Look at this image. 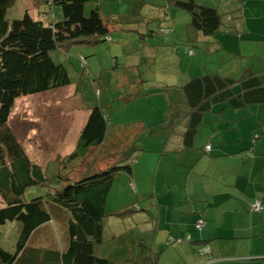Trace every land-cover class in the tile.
Listing matches in <instances>:
<instances>
[{"label": "trees", "instance_id": "1", "mask_svg": "<svg viewBox=\"0 0 264 264\" xmlns=\"http://www.w3.org/2000/svg\"><path fill=\"white\" fill-rule=\"evenodd\" d=\"M16 1L0 0V196L3 202L0 206V225L18 220L21 228L14 251L4 248L0 243V264H116L117 261L120 264H158L162 249H159L160 252L154 251L153 246L139 237L125 243L121 240L120 244L125 252L115 259L111 258V253L106 256L99 249L107 241L117 239L116 234L106 228L110 216L123 219L132 216L135 219V213L145 212L148 215L149 210L142 203V198H138V188L133 179L135 159L139 153L144 152L167 153L164 147V129L170 126L169 134L176 131V119L179 117L175 115L185 117L186 129L183 135L185 140L191 141L200 129L214 131L215 127H208L205 123L209 112L219 114L229 107H243L246 105L245 100L248 103L264 101L263 83L249 70L239 78L207 72L202 75L193 73L187 79L171 84L163 82L159 90L155 88L152 92L166 94L175 91L179 92V96L166 99L170 120L161 115V119L154 124L143 121L142 118L148 117L145 114L138 121L111 128L102 106H95L91 108L82 127L76 149L64 157L59 155V158H64L60 161L61 165H67L68 170L71 167L70 170H61L54 176L48 175L44 166L32 161L11 129V114L15 102L23 96L71 84L66 66L62 62H56L52 53L61 48L69 49L77 43L95 44L112 40L114 27L118 22H113L103 12L100 0H39L37 4L40 17L32 16L27 8L23 17L8 18V11ZM167 1L181 8L190 17L191 29L187 32L186 28L180 27L181 31H186L187 37L183 41L174 42L173 48L178 55L181 57L184 53L193 57L200 54L202 57L203 54L206 57L218 53L219 49L213 48L212 44L208 49L198 44L195 32H202L206 37L214 36L217 31L228 27L225 23L226 14L217 7L198 0ZM42 2L46 3L50 11L41 9ZM91 3L95 5L86 13V5ZM55 6L62 10L58 20L54 16ZM131 6L128 13L135 4L132 3ZM139 14L141 13L132 14V17L134 16L135 21H144L140 20L142 17ZM151 22H156L158 28L150 29L149 22L145 20L141 27V24L137 26L136 31L142 37L148 34L151 38L157 37L159 41L170 37L173 29L164 26L161 20ZM162 33L167 34V37H163ZM148 41L152 42L151 39ZM82 58L86 59L84 56ZM143 82L138 83L141 88L124 98L127 104L150 96L148 90L142 89ZM140 107L139 113H143ZM167 121L171 122L167 124ZM151 141L163 148H151ZM210 147L209 144L205 148L208 150ZM95 150H98L100 156L91 158L87 167L82 169L81 166L77 173L76 163H83L89 153ZM118 175L127 179L128 188L130 187L135 200L130 201L131 204L125 208H118L116 211L113 209V212L108 213L107 205L112 202L119 204V197L116 199L113 195V185L119 179L117 177L115 182L114 180ZM34 185H47L51 188L47 194L26 199L27 189ZM117 189L122 190L120 186ZM113 197L112 201L110 198ZM45 202L58 204L66 210L69 241L64 249L56 248L53 244L56 237L47 243H40L37 238L46 230L55 233V228L49 225L53 217ZM256 203L262 208L256 209ZM251 210L260 214L264 223V199H256ZM204 225L205 221L199 218L195 222V229L201 231ZM262 238L264 244V229ZM182 241L196 243L195 250L200 258L198 264H214L216 261L207 240H196L190 234L183 237L169 236L164 248ZM261 258L264 259V251Z\"/></svg>", "mask_w": 264, "mask_h": 264}, {"label": "crops", "instance_id": "2", "mask_svg": "<svg viewBox=\"0 0 264 264\" xmlns=\"http://www.w3.org/2000/svg\"><path fill=\"white\" fill-rule=\"evenodd\" d=\"M198 1L207 2L226 14L228 27L211 37L195 32L196 42L204 49L211 44L219 49L216 60L211 54L206 57L202 54L198 66L201 65L203 70L196 67V74L212 72L239 78L249 70L264 85V0ZM147 4L151 7L140 12V20H167L164 26L173 29L170 37L154 46L157 51L151 55L158 62L160 53L165 51L166 56L177 63L180 56L173 46L174 42L187 37L186 31H181L180 27L186 28L187 32L191 29L189 15L167 0ZM173 12H177L182 20H175L171 16ZM236 16L239 17L235 20ZM162 34L167 37V34ZM166 56L164 54L162 58ZM170 63L160 62V69L165 71V83L188 78L190 63L175 64L176 71L168 73L171 67L167 65ZM163 102L160 99V104ZM244 102L246 105L243 107H229L219 114L209 112L205 123L208 127H215L214 131L200 129L191 141L185 140L183 135L185 117L175 115L179 117L176 119V131L169 134L171 127L166 126V143H161L167 153L144 152L135 159L133 179L138 188V198H142L149 212L148 215L142 212L144 215L132 222L144 230L153 231L150 237L144 233L139 238L153 246L156 252L162 249L158 264L200 263L196 243L182 241L164 248L169 236L183 237L186 234L196 240H207L216 258L214 264H264L261 258L264 223L260 214L251 210L256 199H264V101ZM142 109L144 117L148 112L149 122H146V117L142 118L145 123L159 121L153 113L157 111L155 108L144 111L143 106L140 107ZM168 115L166 108L163 117L170 120ZM209 144L211 147L207 150L205 147ZM152 145L151 148L156 150L163 148ZM123 180L117 181L118 186L127 185L125 177ZM129 191L130 195L127 192L124 198L126 203L134 199L131 189ZM199 218L205 221L201 231L195 229Z\"/></svg>", "mask_w": 264, "mask_h": 264}, {"label": "rangeland", "instance_id": "3", "mask_svg": "<svg viewBox=\"0 0 264 264\" xmlns=\"http://www.w3.org/2000/svg\"><path fill=\"white\" fill-rule=\"evenodd\" d=\"M38 1L17 0L15 5L8 11V18L23 17L27 8L32 16L40 17ZM100 1L103 12L113 22H118L114 27L115 32L113 33L112 40H105L95 44L77 43L69 49L61 48L59 51L53 52L52 56L54 60L56 62H62L66 66L71 84L39 94L20 97L16 100L11 114V129L13 133L32 161L44 166L48 175L54 176L61 170H68L67 165H61L60 161L64 158H59V155L64 157V155H68L76 149L82 127L87 121L91 108L102 106L108 116V123L111 128L140 120L143 113H139V106L136 104H139L141 107L144 106L145 111L155 108L157 111L153 113L157 116L156 119L159 118L160 120L161 115H164L165 109L167 108L166 99L169 97L175 99V96L179 93L177 92L175 94L173 91L166 94L164 92L159 93L158 91L152 92L155 88L159 90L161 87L159 82L166 80L165 71L160 69V62L164 60L165 63L171 62L167 65V67H171L168 73L175 72L176 65L180 63L186 65L188 62L190 63L188 70L190 74L197 72L196 64H199L200 54L190 57L183 53L176 63L175 59L171 61L166 56L165 51H162L158 62H156L154 56L151 54H154L157 50H155L156 48L152 44H159L160 41L157 37L151 38L148 34L142 37L136 31L137 26L139 24L143 25L145 21H135L132 14H138V12L150 9L151 6L147 3H155L159 0ZM132 3L135 6L128 13ZM94 5L95 3L86 5V13H89ZM40 7L44 10L48 9L44 2L41 3ZM54 10V16L58 20L62 12L61 7L55 6ZM48 11L50 10L48 9ZM176 13L173 12L171 16L177 21L182 20ZM167 22L166 20L161 23L164 25ZM148 26L150 29L152 27L154 29L158 28L156 22H149ZM148 39L152 40V44ZM165 49L161 48V50ZM164 54L166 57L162 58ZM211 55L214 60L218 59L216 53ZM83 56L86 58L85 60H83ZM115 63H118L117 66H115ZM193 66L194 68L192 69L191 67ZM198 70H203V67L199 65ZM148 80L152 82L149 83ZM139 82H143L144 88L142 89L148 90L150 96L143 98L144 100H140L139 98L127 104L124 98L128 94L138 90V88H141L138 86ZM156 84L158 85L156 86ZM146 90L145 92H147ZM160 99L161 101L162 99L164 100L163 104H160ZM145 114L147 115L148 112ZM146 122H149L148 118ZM152 144L154 143L151 141L150 145L154 146ZM89 154L83 163H76L77 173H79L81 166H83L82 169L87 167L86 164L91 158L100 156L98 150L91 151ZM117 177L119 180L124 181V176L118 175L114 182L117 180ZM117 187L118 184L115 183L113 185V195L117 197L116 199L119 197V204L112 202L107 205L106 210L108 213L113 212V209L116 211L118 208H125L131 204L130 199L127 203L123 201L127 192L130 195L128 184H121V191ZM50 188L47 185L31 186L27 189L25 198L31 199L47 194ZM114 197L110 199L113 201ZM132 200H135V198ZM148 200L150 199L148 198ZM50 203L52 202H45L46 208L51 212L53 217L49 225L55 228V233H49L46 230L42 235L37 236V238L41 241L40 243H47L56 237L53 244L56 248L64 249L69 241L67 220L65 219L67 215L65 213L66 210L58 204ZM2 205L3 202L0 196V206ZM142 214L135 213V219H132V216L124 219L121 217L112 218L110 216L111 219L107 222L106 228L111 229L116 234L115 237L117 239L107 241L99 248L100 253L102 252L106 256L111 253V258L115 259L125 252L120 244L121 240L125 243L126 241L137 240L140 235L144 236L146 234L147 236L150 234L149 229L144 230L141 226L132 222V220L138 221ZM125 223L127 226H125ZM20 228L21 223L18 220L9 221L4 225H0V243L4 248L10 251L15 250ZM116 264H120V262L117 261Z\"/></svg>", "mask_w": 264, "mask_h": 264}, {"label": "built area", "instance_id": "4", "mask_svg": "<svg viewBox=\"0 0 264 264\" xmlns=\"http://www.w3.org/2000/svg\"><path fill=\"white\" fill-rule=\"evenodd\" d=\"M255 208H256V209H259V208H262V207L260 206L259 203H256ZM199 223L201 224L202 222L200 221Z\"/></svg>", "mask_w": 264, "mask_h": 264}]
</instances>
